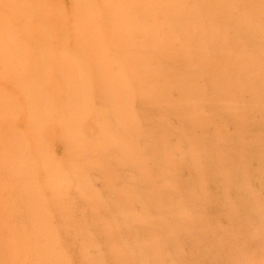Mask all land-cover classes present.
<instances>
[{
  "label": "bare ground",
  "instance_id": "1",
  "mask_svg": "<svg viewBox=\"0 0 264 264\" xmlns=\"http://www.w3.org/2000/svg\"><path fill=\"white\" fill-rule=\"evenodd\" d=\"M93 68L126 100L118 189L88 170L105 145L87 111L99 107L69 79ZM108 124L95 122L111 138ZM108 183L123 210L52 211V264H164L176 229L264 227V0H0V194L61 205Z\"/></svg>",
  "mask_w": 264,
  "mask_h": 264
},
{
  "label": "rangeland",
  "instance_id": "2",
  "mask_svg": "<svg viewBox=\"0 0 264 264\" xmlns=\"http://www.w3.org/2000/svg\"><path fill=\"white\" fill-rule=\"evenodd\" d=\"M96 69L97 68L92 69V71L93 70L95 71V75L93 71V73L88 74V76H82V81H80L81 76L79 77L77 75L74 77H70L69 79L72 78L73 81L78 82V85L80 84L79 88L83 87L82 89L84 90V92L89 91V87H90L94 92V97L93 98L90 97L87 101L95 102L96 108L102 107V109H99V108L94 109L93 112L92 110L84 109V107L82 110L83 111L85 110L84 111L85 113L87 111L88 113L89 111L92 113L93 121L91 123H92L93 129L95 130L94 135H95L96 143L102 141L103 144L106 145V146L104 145V149L101 155L102 164L98 163L99 165L98 164L97 165L100 167L103 166V169L102 167L101 169L105 171V173L108 172V175L110 171V177L106 176L107 174L106 175L103 174L104 172L100 171V167H98L97 165L94 166L93 164L95 162L88 163V170L91 173H95V175H97V178L100 177V178H103V180L104 178H106L105 180L106 181L108 180L107 182L110 183L111 180L115 179L114 176L119 177L118 176L119 171L126 169L129 163V160H127V159H130V158H127L129 155L127 156L123 154V153H126L125 148L123 147L125 146V144H122V142L125 141L127 135L125 134L126 133L124 131L125 129L121 127V125H119V122H121V120L124 121L125 119L126 120L128 119L127 117L128 115L126 116L124 113L126 111L125 110L126 103L124 104L125 105L124 107L123 106L121 107L122 105L121 102H124L126 100H123V98L119 99V97L116 98V96H118L117 94L118 88H119L118 85L120 84V83L118 84V82L116 83V80H117L116 77L115 78L114 76H110V78L103 77V76L101 77L99 73L100 71L98 69L96 71ZM98 77H100L101 82H102V79L104 80L103 83H101L100 81L99 83H96L98 81V79L96 80V78ZM112 77L114 78L115 81L112 80L113 79ZM104 78L105 79L107 78L106 80L107 82L109 80L108 83L110 84H108ZM72 80H70L71 84L69 83V80H68L69 87L72 86V83H74ZM110 80L113 81L112 82L113 85L117 84L116 85L117 88L111 85ZM81 82H82V85H81ZM89 82H90V86H89ZM104 83L105 84L107 83L110 86V88L111 86L113 88H116L115 90L111 88L115 92L113 93L112 90L110 91V88L108 85H104V86L101 85ZM7 84L10 86L9 83H6V85ZM76 84L77 83H75L74 85ZM74 85H73L74 89H77L76 88L77 85L76 86ZM67 86L68 84L65 85V87ZM96 86L100 87V88L98 87L99 91H97L98 89ZM73 87H71L70 90H72ZM78 89L72 90V91L78 94L82 90V89L81 90H78ZM106 89L110 91L109 95L110 94H114V95L108 96V91ZM83 90L81 92H83ZM100 91L102 92L100 93ZM97 92H99L100 94H98ZM103 94L105 95L107 94L106 97ZM99 95H100L101 101L99 100L100 98H98ZM112 96H114L113 101L115 102H111ZM71 98L75 99L74 97H71ZM115 99L119 101H116ZM107 100L109 101L107 102ZM117 102H120L118 104L119 105L121 104L120 108H123V109L121 110L118 109L119 106L117 105ZM112 103H113V106L117 105L116 107L118 109L117 111L118 112L121 111L120 114L123 113L122 115H120L113 108ZM96 110L99 114L95 113ZM95 115H97L98 117L96 116L95 118ZM124 115L127 118L124 117ZM119 116H123L124 118L119 117ZM102 118L103 120L106 118L108 123L110 125H114L116 129L115 132H112L110 130L111 133H114L112 134L111 138L108 137L107 131H106L107 133L105 134V130H101L100 132V130H98L97 128ZM114 118H116V121ZM118 118L120 119L123 118L124 120L123 119L120 120ZM95 122L97 126L95 125ZM122 123L124 124V127H125V123L124 122ZM61 129L59 130V133L51 132V136H53V141H54L53 145L58 154H61L63 156L70 158L74 149L72 147L70 149L69 145L66 148V151L63 148V145H64L63 143L65 141L63 138H61L63 137L61 136L62 135ZM102 131H104V133H102ZM109 136L111 135L109 134ZM104 137L105 138L108 137L109 141L107 139L105 142ZM112 138L114 139V141L116 140L115 142L116 145L119 144L118 146L113 145V148L111 147V145L115 143L113 141L111 142L110 139ZM119 140L122 142H120ZM116 147H118L121 150L119 149L117 150ZM39 148H40L39 150L43 151L41 147ZM68 149L70 150V152ZM37 152L34 151V153H37ZM38 153L43 155L42 154L43 152L42 153L38 152ZM118 159L121 163L117 161ZM124 161L126 163H124ZM106 165H109V166H106ZM100 173H102L103 175ZM117 177H116L117 180L115 179L116 181L114 183L116 185V188L118 189L117 187L118 178ZM97 183L104 186L103 181L98 180ZM110 184L109 186H111ZM114 186H111V187L114 188ZM111 187H109V189ZM106 188L107 187H105V189ZM116 188L114 189L116 190V193H117L118 190ZM107 191L109 193H93V196L96 197L94 199H89V197H85L83 195L84 200L82 198L81 193H75L74 201L72 203H67V202L62 203L63 206H61L62 204L60 205L59 203L52 202V194H30V195L29 193L0 194V264H52V211L56 214L61 215V219L62 218L67 219L68 217H70V214L77 216L79 214L85 213L88 216L92 215V216L100 217V215L106 214L108 212L123 210L126 206V202L124 203V200L127 199L126 193L124 195V193L115 194L114 191H110L108 189ZM80 194H81V197H80ZM83 194H90V193H83ZM99 195H103L104 197H106V199L98 200L97 198H99ZM114 196H117L116 197L117 199ZM119 196L122 199L125 197L126 198L123 199L122 201V199ZM85 199L87 203L85 202ZM88 200H91V201L95 200V201L92 203L90 201L88 202ZM93 209L94 210L96 209V212L93 211ZM60 223L74 224L78 222L62 220V222ZM253 228L255 227H251V226L249 227H226V226H223V227H204V228L194 227V228L176 229V231L180 232L179 237L181 238L178 240L177 243H174L171 241L167 243L166 252L169 254H168V257H166L168 259H166V262L164 264H264V227H257L255 229ZM39 232H41V234ZM257 255H258V258H255ZM2 262H5V263H2ZM153 263L154 262L151 261L150 264H153Z\"/></svg>",
  "mask_w": 264,
  "mask_h": 264
}]
</instances>
